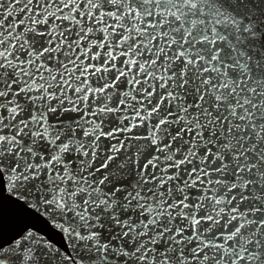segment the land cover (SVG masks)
<instances>
[{
	"label": "snow or ice",
	"instance_id": "1",
	"mask_svg": "<svg viewBox=\"0 0 264 264\" xmlns=\"http://www.w3.org/2000/svg\"><path fill=\"white\" fill-rule=\"evenodd\" d=\"M0 264H264V0H0Z\"/></svg>",
	"mask_w": 264,
	"mask_h": 264
}]
</instances>
